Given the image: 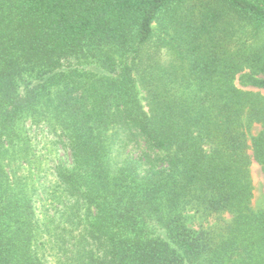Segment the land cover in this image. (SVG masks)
Listing matches in <instances>:
<instances>
[{"label": "trees", "instance_id": "16d2710c", "mask_svg": "<svg viewBox=\"0 0 264 264\" xmlns=\"http://www.w3.org/2000/svg\"><path fill=\"white\" fill-rule=\"evenodd\" d=\"M237 75L264 0H0V264H264Z\"/></svg>", "mask_w": 264, "mask_h": 264}, {"label": "rangeland", "instance_id": "374dc122", "mask_svg": "<svg viewBox=\"0 0 264 264\" xmlns=\"http://www.w3.org/2000/svg\"><path fill=\"white\" fill-rule=\"evenodd\" d=\"M234 84L242 90L260 92L264 95V89H258L252 86H245L242 84L239 75L234 79ZM262 129L261 124H253L248 133V142L253 136L257 135ZM250 182H251V208L253 210H259L263 205V194H264V169L257 162L252 161L249 166Z\"/></svg>", "mask_w": 264, "mask_h": 264}]
</instances>
